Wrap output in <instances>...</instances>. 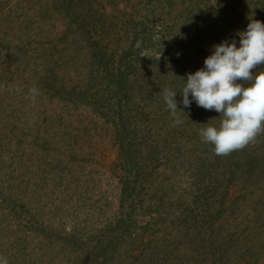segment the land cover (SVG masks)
Here are the masks:
<instances>
[{
	"label": "trees",
	"instance_id": "obj_1",
	"mask_svg": "<svg viewBox=\"0 0 264 264\" xmlns=\"http://www.w3.org/2000/svg\"><path fill=\"white\" fill-rule=\"evenodd\" d=\"M36 1L37 25L60 18L65 30L46 47L42 29L27 22L8 48L0 43V79L32 58L40 67L6 91L23 103L0 99V256L9 264H264V133L215 155L199 132L211 119L218 126L220 113L194 100L185 108L181 95L183 78L204 67L214 45L239 47L237 34L264 22V0H147L132 13L115 9L119 0L102 11L94 0ZM165 88L177 94L182 124ZM90 130L117 148L115 209Z\"/></svg>",
	"mask_w": 264,
	"mask_h": 264
},
{
	"label": "clouds",
	"instance_id": "obj_2",
	"mask_svg": "<svg viewBox=\"0 0 264 264\" xmlns=\"http://www.w3.org/2000/svg\"><path fill=\"white\" fill-rule=\"evenodd\" d=\"M237 35L239 47L235 39L214 45L204 67L183 78L186 84L181 95L185 108H190L194 100L198 107L220 113L218 126L211 125V119L199 132L202 142L213 145L218 156L242 150L264 133V70L253 73V69L264 65V22L252 19L247 30ZM28 94L35 101L40 90L33 86ZM162 94L174 124H182L177 94L169 88L163 89ZM0 264L9 261L0 256Z\"/></svg>",
	"mask_w": 264,
	"mask_h": 264
},
{
	"label": "rangeland",
	"instance_id": "obj_3",
	"mask_svg": "<svg viewBox=\"0 0 264 264\" xmlns=\"http://www.w3.org/2000/svg\"><path fill=\"white\" fill-rule=\"evenodd\" d=\"M110 1L112 0H94L93 5L99 8L101 11L103 10L104 6L107 7V9L109 8L110 10L111 8ZM113 1H117V0H113ZM119 1L120 2L117 4L118 7L115 9H118L119 12L126 11V12L132 13L138 10L144 12L145 11L144 8H146L145 5H146L147 0H123V1L119 0ZM35 3H37L36 0H0V43H3L5 47L8 48V43L13 41L12 39L16 38L17 35H20V33L22 34V31L25 28V24L27 22H29V26L31 28L35 26L38 30L42 29L41 32L37 33L38 41L39 43L45 45L46 47H49V44H51L50 41L55 36H57L58 32H62L63 30H65V22L61 20L60 18H54L50 20L49 23L44 28L41 25H37L39 23L37 19L38 16L33 14V11L30 10V8L32 9V7H34L33 5ZM112 14H116V12H114L113 10ZM188 24H191V23H188ZM186 26L187 25L182 26L183 27L182 34L186 33L187 31ZM156 31L157 32L155 33H158V30ZM32 38H34V35H32ZM17 41L18 40H15L14 43L16 44L19 42ZM39 47L40 45H38L35 41H33V44L31 45V49H30L32 50L33 57H36L38 53L41 52ZM32 59L27 60L25 62L26 64L24 66H26L25 67L26 71L20 70L19 68L18 70L16 68L17 70H13V72L10 74L6 73V76L0 79V90H1L0 99L2 100L7 99L8 101H10L11 94L9 95L8 93H6V91L9 90V87H14V86H11V81L12 83L17 84L18 86L24 83L23 80L18 79L23 73H26L28 76V75L36 73V71L40 69L39 61H36L35 59L32 60ZM30 78L32 79V77ZM17 88H20V87H17ZM15 102H17V100ZM15 102H13V100L10 101L11 104L14 103L13 105L16 108ZM26 107H28V105H26ZM81 114H82L81 118L83 122L85 120L84 117L86 115L83 112H81ZM86 120H87V117H86ZM84 125H86L85 122H84ZM97 132H98L97 130L89 131V141L90 143H92V145L94 146V150L96 151L93 156V159L94 161L95 160L97 161L95 162L97 164V168L101 169L103 173V175L101 176V179L103 181L102 189L104 190L105 194H107L109 201L112 202V207H114L115 209L118 205L117 200H116L117 199L116 198L117 177L114 176L111 169L114 168V164L117 161V148L114 144L112 136L110 135L98 136ZM99 134H101V131L99 132ZM91 138L93 139L91 140Z\"/></svg>",
	"mask_w": 264,
	"mask_h": 264
}]
</instances>
